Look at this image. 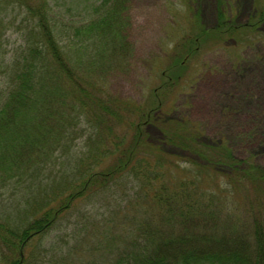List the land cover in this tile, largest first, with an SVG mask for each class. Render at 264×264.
Segmentation results:
<instances>
[{
	"label": "rangeland",
	"instance_id": "rangeland-1",
	"mask_svg": "<svg viewBox=\"0 0 264 264\" xmlns=\"http://www.w3.org/2000/svg\"><path fill=\"white\" fill-rule=\"evenodd\" d=\"M222 1L228 26H217L216 31L215 26H207L206 34L205 28L199 25L202 22L198 0H126L119 15L122 21L115 25L116 29L123 26L121 34L129 46L126 58L116 56L111 50L103 56L105 49L101 45L100 52L99 43L94 40H88L73 56L65 55L78 70L84 85L91 80L96 83L99 91L94 92V97L105 102L111 96L119 100L114 109L123 111V114L120 112L122 121H110L113 134L104 128L105 123L91 126L89 118L70 129V136L55 154L60 160L52 172H36L32 167L36 173L25 174L20 185L0 189V221L20 232L25 223L38 219L27 210L39 194L51 193L56 183L64 188H76L87 172L115 165L132 141L131 124H137L142 114L134 105L147 112L149 104L164 102L165 111L157 115L186 119L205 138L225 141L237 158L245 162L254 160L264 167V23L261 18L264 0H244V9L249 14L240 9L242 0ZM217 2L202 0V21L215 24ZM104 3L105 0H0V105L14 86L11 81L15 62L28 51L32 38L39 35L41 16L50 17L47 27L60 35V46L65 44L64 32L73 22L88 25L99 19L106 10ZM111 4L113 1L110 7ZM53 19L60 24L57 22L55 26ZM249 23L256 26H244ZM46 50H43L45 55ZM122 102L127 103V109L120 106ZM144 130L151 142L163 141L159 124L152 121ZM162 148L179 156L170 169H164L171 178L181 174L178 173L181 169H189V174L192 169L199 170L187 160H197L196 155L167 143ZM46 149L51 150L49 146ZM137 169L149 177L144 165ZM134 171L130 168L115 184L88 199L78 200L58 220L54 230L39 237L35 235L37 238L32 243L35 246L30 253L37 257L36 263L41 259L39 256L46 254L51 258L54 251L65 255L70 250L74 254L72 259L56 262L46 259L44 264H112L117 258L115 254L96 248L100 241L112 245L114 233L122 232L114 224L110 226L109 220L117 224L124 219L123 207L135 196L133 190L129 198L124 197L133 187L127 180L135 178ZM217 183V178L207 177L202 187L209 194L216 185L221 189L227 185L223 179ZM141 187L144 188L143 183H137L136 191ZM241 206L237 211L240 218L245 214L252 216L246 202ZM5 231L0 228L3 234L0 264H9L16 251L12 247L17 237ZM67 235L71 244L65 239ZM4 237H9L8 243Z\"/></svg>",
	"mask_w": 264,
	"mask_h": 264
},
{
	"label": "trees",
	"instance_id": "trees-1",
	"mask_svg": "<svg viewBox=\"0 0 264 264\" xmlns=\"http://www.w3.org/2000/svg\"><path fill=\"white\" fill-rule=\"evenodd\" d=\"M125 2L105 0V13L87 26L73 22L64 32L67 35L65 44L60 46V35L47 27L50 17L41 16L39 35L32 38L28 51L15 62L11 81L14 86L0 105V189L20 185L25 174L52 172L60 160L55 154L70 136V129L86 119L89 118L91 126L105 123L104 128L111 133L110 121H122L123 111L121 114L114 109L119 100L111 96L105 102L94 97V92L99 91L96 83L91 80L84 85L78 70L66 59L83 49V44L90 42L88 40L99 43L100 52L105 49L103 56L111 50L116 56L126 58L129 46L121 34L123 26L117 29L115 26L122 21L119 15ZM198 6L202 15V0H198ZM224 9V2L218 0L216 11L222 21ZM57 22L55 19V26ZM204 32L207 34L209 30L205 28ZM105 73L104 77L108 71ZM126 104L122 102L120 106L127 109ZM134 106L142 114L137 124H131L132 141L115 165L87 172L76 188H64L56 183L51 193L39 194L27 210L38 219L25 223L20 232L0 221V228L17 237L12 247V250L16 247L15 257L9 264H44L49 259L55 262L72 259L74 254L70 250L65 255H58L57 250L51 258L46 254L39 256L41 262L36 263L37 257L30 253L35 244L33 240L54 230L58 220L78 200L88 199L115 184L130 168L135 170V178L127 180L133 187L124 197L129 198L133 190L135 196L124 205L123 220L117 224L109 220L110 226L114 224L116 230L122 232L114 233L112 245L100 241L96 248L115 254L117 258L112 264H264V167L254 160L245 162L237 158L225 141L205 138L202 131L186 119L157 115L163 112L164 102L149 104L147 112ZM152 121L160 125L164 134L162 142H151L144 130ZM165 143L196 155L198 161L180 159H187L199 170L192 169L189 174V169H181L178 172L181 174L171 178L164 169H170L179 156L163 149ZM47 146L51 150H47ZM143 165L149 177L137 169ZM207 177L217 178V184L221 179L226 180L225 189L216 185L209 195L202 187ZM137 183H143L144 188L136 191ZM245 202L252 216L245 214L240 218L238 207ZM4 240L8 243L9 237Z\"/></svg>",
	"mask_w": 264,
	"mask_h": 264
},
{
	"label": "flooded vegetation",
	"instance_id": "flooded-vegetation-1",
	"mask_svg": "<svg viewBox=\"0 0 264 264\" xmlns=\"http://www.w3.org/2000/svg\"><path fill=\"white\" fill-rule=\"evenodd\" d=\"M244 0H243V3H242V10H243V13L244 14H249L248 13V11L246 10V9H244ZM261 14L263 15L261 18H262V23H264V13L263 12H261ZM222 17H223V21L222 20H219V16H217V20H216V22H215V24L214 25H211V23H209V22H204V21H202V23L200 24L199 23V25L200 26H202L203 28H206L207 26L208 27H210V26H215L214 28H213V30L214 31H216L217 30V26H228V23H227V19H225V9L223 10V14H222ZM260 18V19H261ZM252 20H254V17H253V19ZM229 21V20H228ZM229 25H230V22H229ZM232 26H241V25H237V24H235V25H233L232 24ZM244 26H256V24L254 23H249V24H247V25H244ZM257 26H260L259 24H257ZM171 80V79H170Z\"/></svg>",
	"mask_w": 264,
	"mask_h": 264
}]
</instances>
